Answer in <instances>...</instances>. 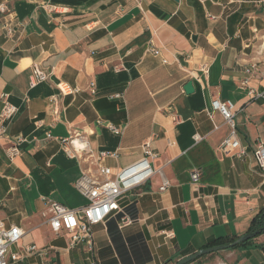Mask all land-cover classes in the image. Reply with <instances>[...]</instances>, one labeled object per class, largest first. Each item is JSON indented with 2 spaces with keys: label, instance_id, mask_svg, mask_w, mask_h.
I'll list each match as a JSON object with an SVG mask.
<instances>
[{
  "label": "crops",
  "instance_id": "obj_1",
  "mask_svg": "<svg viewBox=\"0 0 264 264\" xmlns=\"http://www.w3.org/2000/svg\"><path fill=\"white\" fill-rule=\"evenodd\" d=\"M2 3L0 114L4 94L18 111L0 137V219L25 232L13 247L22 257L10 264H174L184 252L248 232L264 209V169L253 152L264 142V101L251 99L243 81L251 64H264V0ZM36 64L49 78L32 87ZM59 83L81 90L64 94ZM249 86L263 90L261 75ZM214 99L235 103L244 157L221 149L231 127ZM75 134L96 154L117 152L102 161L114 171L139 160L146 141L155 153L157 172L120 201L132 223L120 226L118 214L95 224L93 251L85 242L69 248L71 234H57L48 221L46 199L70 208L88 203L75 185L88 164L68 156L56 138ZM17 139L20 154L11 158L7 149ZM164 177L170 186L161 191ZM28 243L48 254L24 253ZM189 264H264V233Z\"/></svg>",
  "mask_w": 264,
  "mask_h": 264
},
{
  "label": "built area",
  "instance_id": "obj_2",
  "mask_svg": "<svg viewBox=\"0 0 264 264\" xmlns=\"http://www.w3.org/2000/svg\"><path fill=\"white\" fill-rule=\"evenodd\" d=\"M7 11L6 5L0 4V13H6ZM6 28L11 35L15 32L10 24L6 25ZM148 52L157 56L162 55L161 50L155 47H150ZM163 62L166 63L168 61L163 58ZM202 71L205 74L208 73L207 65L202 66ZM246 72L248 77L244 79L243 86L248 88V95L251 99H262L264 101V89L260 90L249 86L250 81L256 78L258 74L264 80V64L261 65L259 62L251 64L246 69ZM48 78L49 73L36 64L33 68L30 84L34 87ZM58 88L64 94L81 90L79 87H75L70 91L69 87L63 83H59ZM89 89L92 93H96L94 82L89 84ZM8 96V94L2 96L4 106L0 114V137L5 136L7 132L4 121L13 118L18 111V108L9 101ZM212 106L214 110L222 114L231 127L230 134L221 142V149L226 152L236 150V156L244 157L247 154V150L237 136L235 103L231 100L214 99ZM110 128L114 132H119L113 125H110ZM47 137L52 138L53 136L49 133ZM56 138L64 145L68 156L88 164L75 183L77 189L87 198L88 203L81 208H70L56 200L46 199L48 221L57 234L62 231H67L71 234L69 248H74L78 243L85 242L89 250L93 251L95 241L93 226L95 224L105 221L111 215L118 214L121 218L120 226L132 223V217L126 212L120 201L131 190L148 181L157 172L152 165V158L155 153L150 141H146L143 145V156L139 160L118 171H114L113 168L103 164L102 161L109 156L116 157L117 152L100 151L99 154H96L87 138L81 134H75L68 138ZM21 141L22 139H17V143L7 149V153L11 158L20 154L18 145ZM253 152L259 166L264 169V142L258 141L254 146ZM89 165H94L95 170H92ZM200 178V171L198 169L193 170L191 179L195 186L199 184ZM169 186L170 181L164 177L160 187L161 191H166ZM24 233L23 229L18 225L12 224L8 226L0 219V264H10L21 259L22 253L19 250H14L13 247L20 243ZM22 250L26 254H38L40 256L48 254L46 249H40L35 243L23 244ZM91 264H98V262L93 259Z\"/></svg>",
  "mask_w": 264,
  "mask_h": 264
},
{
  "label": "water",
  "instance_id": "obj_3",
  "mask_svg": "<svg viewBox=\"0 0 264 264\" xmlns=\"http://www.w3.org/2000/svg\"><path fill=\"white\" fill-rule=\"evenodd\" d=\"M184 89L188 94H191L194 92V87H193V81L189 80L185 85H184ZM264 231V229H259L255 232H251V233H245L244 235L240 236L239 238H237L234 242L232 243H228V244H220V245H214L211 247H206L203 249H200L192 254L186 255L184 257H182L181 259H179L178 261H176L174 264H189L192 261L198 259L199 257L205 255V254H209L212 252H216V251H220V250H226V249H230L233 248L239 244H241L242 242L255 238L257 235L261 234Z\"/></svg>",
  "mask_w": 264,
  "mask_h": 264
},
{
  "label": "trees",
  "instance_id": "obj_4",
  "mask_svg": "<svg viewBox=\"0 0 264 264\" xmlns=\"http://www.w3.org/2000/svg\"><path fill=\"white\" fill-rule=\"evenodd\" d=\"M259 229H264V209L261 210L256 216L255 218L253 219V221L251 222V225L249 227V230L247 233H251V232H255ZM264 231L261 233L263 234ZM259 234V235H261ZM257 235V236H259ZM256 236V237H257ZM255 237V238H256ZM237 238H239L238 236H234V237H221V238H218L216 240H214L213 242H211L209 245H207V247H211V246H214V245H220V244H228V243H232L234 242ZM254 240V238L252 239H249V240H246L244 242H242L241 244L233 247V248H230V249H235V248H241V247H244L246 246L247 244L251 243L252 241ZM183 256H186L188 254V252H184L182 253ZM199 259V258H198ZM197 260V259H196ZM195 261V260H194Z\"/></svg>",
  "mask_w": 264,
  "mask_h": 264
}]
</instances>
